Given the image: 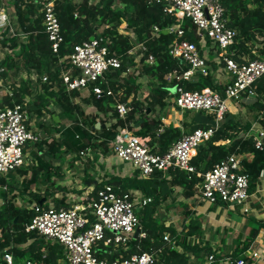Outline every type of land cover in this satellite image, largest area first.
Masks as SVG:
<instances>
[{"label":"trees","instance_id":"16d2710c","mask_svg":"<svg viewBox=\"0 0 264 264\" xmlns=\"http://www.w3.org/2000/svg\"><path fill=\"white\" fill-rule=\"evenodd\" d=\"M17 21L16 34L10 39L4 36L2 43L10 49L0 62V74L6 76L8 70L20 71L24 67L29 73L39 75L43 92L34 98L33 105L28 106L30 117L43 116L51 111V104L59 106L60 116L66 120L56 122L53 128L46 130V135L34 142V155L43 159L42 164L22 166L15 172L0 174V251H12L15 257H25L43 261L45 264H68L64 246L58 241L46 239L37 231H27L26 226L36 215L33 203L43 201L44 208H69L71 200L67 196L54 198L47 203V192L40 193L33 188L39 183L40 176L50 178L56 167L47 164L48 154L60 157L64 152L74 149L92 148L100 150L104 155L112 153V140L122 128L143 137H149V145L154 153H165L178 141L184 133L198 127L215 125V114L204 110H186L193 114V123H184L183 127L173 123L164 125L161 115H153L158 107L162 110L168 104V89L165 86H184L189 90H200L212 87L225 96L226 85L217 81L210 72L197 70L195 79H167V74L177 70L183 72L188 65L179 57H174L170 50L176 40H190L199 45L202 37L199 28L187 17L183 19L184 34L179 36L169 27L177 23V17L169 13L163 2L150 0H57L56 9L65 36L59 53L52 50L51 40L43 24V12L34 3L25 0H10ZM225 9L227 25L237 30L235 41L229 46V55L238 62L244 63L256 58H264V0H221ZM8 3V2H7ZM3 0H0V6ZM124 24L128 33L120 31ZM155 26L159 27L155 31ZM21 33L25 37H21ZM102 38V43L109 47L112 54L121 57V66L110 68L105 76L91 83L87 88L88 96H82L83 88L69 91L63 82L62 72L71 63L68 55L74 44L83 40ZM144 43L146 49H139L137 55L129 53L135 43ZM154 56L155 63L148 61ZM139 56V63H136ZM138 64L139 72L131 71V66ZM78 72V71H77ZM143 73L150 74L158 86L150 87L148 94L142 98ZM46 76V80L43 77ZM102 88V93L94 91V87ZM259 94L264 96V75L254 85ZM1 89V87H0ZM30 92V84L22 80L19 85L12 86V94L3 96L1 106H12L25 103L26 94ZM82 96L83 102L95 106L96 111L86 113L81 102L75 98ZM131 98V100H129ZM127 102L133 108L125 116L118 111V104ZM264 110V105L262 106ZM148 109L151 110L148 113ZM66 121L71 125L67 126ZM30 123V119L28 120ZM264 122V117L262 119ZM100 123L97 127L96 124ZM252 123H242L231 112H227L220 121L214 134L202 143L192 159L196 171L190 172L181 168H170L167 171L157 170L150 177H143L139 170L132 175H114L99 179V184L89 197V202L98 197L99 190L105 183H112L118 192H130L133 197L141 193L151 197V201L141 210H137L145 237L132 235L128 245L99 244L96 254L100 258L110 260L124 259L133 253L143 251L155 255L154 264H188L186 251L179 250L174 244L188 247L190 235L195 229L179 230L174 225L167 226L155 212L174 192L181 188L185 197H191L203 180V175L219 161L230 154L241 158L242 168L249 176L250 192L258 187L264 171V140L261 147L253 135L246 136ZM226 143H219L221 141ZM28 147H25V151ZM51 157V158H52ZM6 176L9 181L7 182ZM20 179V177H22ZM121 181L120 185L115 184ZM22 186V189H20ZM22 198L19 201L18 197ZM23 198H27L28 205ZM92 220L96 217L92 208L88 207ZM17 218V220H16ZM169 234L170 241L165 239ZM114 250L113 252H109ZM45 254V257H44Z\"/></svg>","mask_w":264,"mask_h":264},{"label":"built area","instance_id":"2783aa9c","mask_svg":"<svg viewBox=\"0 0 264 264\" xmlns=\"http://www.w3.org/2000/svg\"><path fill=\"white\" fill-rule=\"evenodd\" d=\"M25 1L40 7L52 50L58 54L65 36L56 9L57 0ZM150 1L165 3L167 11L177 17V23L168 29L176 31L179 36L184 34L182 22L187 17L199 28L201 35L209 36L221 49H228L235 41L237 30L227 25L221 0ZM8 27L13 34H16L7 8L0 6V32ZM154 28L155 31L159 30L158 26ZM138 48L144 50L146 46L141 42L131 47L129 53H136ZM170 52L174 57L184 60L188 68L183 72L174 70L168 73L167 79L172 80L176 77L188 80L197 70L206 72V58L196 42L186 39L176 40ZM68 59L71 66L63 70L62 79L69 91L87 88L94 81L104 77L108 69L120 67L122 63L121 57L112 54L109 47L102 43V38L83 40L74 44ZM223 59L226 68L232 74V79L226 85L225 96L212 87L189 90L177 85L172 88L178 107L184 110L212 112L215 114V125L206 128L198 127L184 133L165 153L152 152L148 138L128 128H122L112 140V151L120 159L132 163L143 177H150L157 170L167 171L170 168L196 171L192 159L199 146L214 134L220 121L229 111L228 100H240L246 92L253 94L255 83L264 75V58L240 63L225 53ZM148 61L155 63L154 56L150 55ZM46 78V76L43 77L44 80ZM94 91L101 94L102 88L95 86ZM132 108L133 106L127 102L118 104L121 116H125ZM28 120L29 111L26 102L15 103L12 106L0 105V174L6 175L22 167L25 164L27 142H36L41 138V134L30 127ZM255 139L257 146L261 147L263 144L261 135ZM84 152L82 150L81 154ZM203 176L200 191L209 201L245 205L249 200V176L243 171L241 158L238 155H228ZM150 200L151 198L147 197L141 202L146 204ZM136 204L137 200L130 192H118L114 184L105 183L99 190L97 199L89 202L87 206L44 208L41 203H34L33 207L37 213L27 224L26 230L37 231L48 240L60 242L65 248L68 264H154L155 255L149 251L114 260L100 258L96 254L101 242L107 246L114 245L115 248L120 245L126 246L133 233L139 227L141 229ZM88 207L92 208L95 220L89 216ZM245 210L248 208L245 207ZM140 235L146 236V233L140 231ZM165 239L170 241V236L165 235ZM0 264H16L10 250L3 251ZM23 264L45 263L27 258ZM238 264H245V260L239 259Z\"/></svg>","mask_w":264,"mask_h":264},{"label":"crops","instance_id":"0c3cea01","mask_svg":"<svg viewBox=\"0 0 264 264\" xmlns=\"http://www.w3.org/2000/svg\"><path fill=\"white\" fill-rule=\"evenodd\" d=\"M94 1L95 0H91V2ZM5 2H8L7 4L11 7L9 4L11 3L10 0H3L2 6H5ZM9 6L5 7L9 12L13 24V15L10 12ZM4 34H12L11 37L15 35L10 31L9 27L1 30V39H3ZM21 37H25L24 34H21ZM139 43H135L133 46H136ZM198 47L206 58V72H210L217 81L227 85L232 79V74L226 68L223 56L225 53L229 54L230 48L226 50L221 49L207 35H202ZM136 53H133L132 55H135ZM32 73L33 74H30L29 77H25L24 79L30 84V92L26 94L24 99L27 107L33 105L34 98L43 92L42 84L38 81L39 75L35 72ZM191 78L192 80L195 79L194 74ZM20 83L21 82L16 83V85H19ZM158 85L159 84H157L152 77V81L142 85L143 92L140 96L144 98L148 94L150 87ZM163 86L168 89L169 92L168 104L162 110H159L157 107L153 112L154 116L158 114L162 116L164 125L161 129L171 123L180 127H183L185 122L188 123V125H192L194 123L193 114H187L186 110L177 106L171 86ZM2 91L3 87L0 89L1 102L6 93L12 94V87L11 89L7 88L4 92ZM81 94L83 97L88 96V88H83ZM82 96L76 97L75 101L82 103L83 109L86 113L89 114L95 112V106L83 102ZM129 100H131V98ZM228 104L229 112H231L237 120L241 121L243 124L249 122L252 123L246 136L253 135L255 138L261 135L262 140H264V122H262L264 117V110L262 108L264 105V96L259 94L255 89L253 94L247 92L244 93L240 100L229 99ZM51 111H53L54 114L52 112H46L43 116L34 115L36 122L38 121L39 128L48 129L51 127L54 130L56 122H64L66 120L64 117L60 116L61 109L54 103L51 104ZM150 112L151 110L148 109V113ZM48 114L53 119V127L50 123L45 122ZM32 117H30L29 113L30 127L35 132L41 134V132L35 127V124L31 119ZM41 119H43V121H41ZM66 125H71L70 121H66ZM146 138L149 139V137ZM228 141L223 140L219 143H226ZM27 149L25 151L26 157ZM35 149L36 147H34L33 151ZM82 150L85 151L83 154H81ZM33 156L39 158L35 156L34 153ZM47 156H50V154ZM51 157L52 156H50L49 159H51ZM60 158L64 160L65 165L56 163V167L52 169L55 173L50 178L45 176V173L41 174L38 184L42 185V183L45 182L47 184L45 189L40 191V193L47 192L48 200L60 198L65 195L71 200L72 206H87L89 204L88 200L91 193L99 184V179H104V177L110 178L114 175H132L137 169L132 163L120 159L113 151L111 154L104 155L100 150H94L92 148L81 150L74 149L64 152ZM29 165L30 164L27 163L26 160L23 166ZM22 178L23 176L20 177V179ZM6 179L8 182V176H6ZM115 184L120 185L121 181H116ZM36 186L33 188L34 190H36ZM44 198V201H46L47 198ZM144 198L147 197L143 196L141 193H138L135 196V199L137 200V210H141L152 200L151 199L146 204H142L141 200ZM245 207H247L248 210H245ZM177 210L183 215L180 224H173L172 222L161 218L166 215H172L174 214L173 212ZM155 215L158 216L167 226L174 225L179 230H181L182 227H185V231L192 228L195 229V232L190 235L187 248L174 244L179 250L186 251L189 256L188 264H238L239 259H244L245 264H264V171L261 174L258 187L256 190L250 192L249 200L245 205L229 204L223 201L211 202L202 195L200 188L191 197H185L181 188H175L169 198L159 205ZM140 231L145 232L142 225ZM166 235L169 234L167 233ZM133 236L145 237L141 236L140 232L136 235V231L133 233ZM2 253L3 252L0 253V258ZM13 255L15 258L14 253ZM211 256H213V258H211ZM16 258L20 259L21 256Z\"/></svg>","mask_w":264,"mask_h":264},{"label":"rangeland","instance_id":"374dc122","mask_svg":"<svg viewBox=\"0 0 264 264\" xmlns=\"http://www.w3.org/2000/svg\"><path fill=\"white\" fill-rule=\"evenodd\" d=\"M95 1H98V0H95ZM5 6L6 7L9 6L7 4V2H5ZM9 8H10V12L13 15V16L12 15L11 16H12V21H13L14 28H17V21H16V18L14 16V12L12 10V6L11 7L9 6ZM119 29H120V31H122L124 33H128L127 30L125 29V26L123 24H120ZM11 35L4 34V36H8L10 39H12L14 35L12 37H11ZM9 52H10V50L7 48L6 45H4L2 43V39L0 38V62L4 59L6 54H8ZM138 61H139V56H137L136 63H139ZM137 67L139 68L140 66L138 64L132 65L131 66V71L134 70V71H136V73H138L140 69H138ZM30 74H33V73H29L24 67H22L20 71H18V70L15 71L14 68L13 69L10 68L8 70L6 76L0 74V86L3 87V91L2 92L6 91L7 88L11 89V87L15 83L21 82L22 80L25 79V77H29ZM140 80L142 81V85H145V84L149 83L150 81H152V77L150 76V74L143 73V75H141ZM0 103H2V102L0 101ZM31 119L34 122L35 127L37 128V130H39L41 132L42 137H44L46 135V130L43 129V128H39L38 123H37L38 121L36 122L35 116H33ZM52 120H53L52 117L48 114L46 116L45 122L46 123H50V125L53 127L54 122ZM41 121H43V119H41ZM26 146L28 147V149H27V157L25 158V162L27 160V163H29L30 165H32V164L36 165V164H39V163L42 164V162H44L43 159L35 158L33 156L34 142L29 141V142H27ZM50 156H52V155H50ZM50 156H47L45 158L46 160H49L47 164H49V163L51 164L52 163V165L55 166V165H57L56 163H61V165L62 164L65 165L64 160H62L60 157H54V158L52 157L51 159H49ZM46 184H47L46 182L42 183V185L38 184L36 186V191L40 192L43 189H45ZM20 189H22V186H20ZM17 199L19 201H22V198L20 196ZM23 199H25L24 203L26 205H28L27 198H23ZM50 202H51L50 200L47 201L48 204H50ZM173 213L174 214H172V215H166L165 217H161V218H164L166 221L172 222L173 224H180L182 222V219H183L182 213H179V210H177V211H175ZM0 253H1V251H0ZM25 259H27V256L21 257L20 259H17L15 257L16 264H22L25 261Z\"/></svg>","mask_w":264,"mask_h":264},{"label":"water","instance_id":"95a60500","mask_svg":"<svg viewBox=\"0 0 264 264\" xmlns=\"http://www.w3.org/2000/svg\"><path fill=\"white\" fill-rule=\"evenodd\" d=\"M99 126H100V123H97V127H99ZM44 200H45V198L42 199L40 203L42 204ZM16 220H17V218H16ZM140 230H141V229H140V227H139V228L137 229V231H136V235L138 234V232H140Z\"/></svg>","mask_w":264,"mask_h":264}]
</instances>
